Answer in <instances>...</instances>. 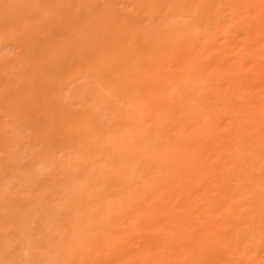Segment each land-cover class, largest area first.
Instances as JSON below:
<instances>
[{
    "label": "bare ground",
    "instance_id": "1",
    "mask_svg": "<svg viewBox=\"0 0 264 264\" xmlns=\"http://www.w3.org/2000/svg\"><path fill=\"white\" fill-rule=\"evenodd\" d=\"M0 264H264V0H0Z\"/></svg>",
    "mask_w": 264,
    "mask_h": 264
}]
</instances>
